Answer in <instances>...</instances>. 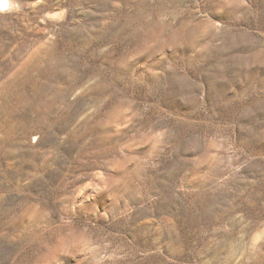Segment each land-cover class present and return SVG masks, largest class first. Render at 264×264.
I'll list each match as a JSON object with an SVG mask.
<instances>
[{"label": "rangeland", "instance_id": "rangeland-1", "mask_svg": "<svg viewBox=\"0 0 264 264\" xmlns=\"http://www.w3.org/2000/svg\"><path fill=\"white\" fill-rule=\"evenodd\" d=\"M10 2L0 264H264V0Z\"/></svg>", "mask_w": 264, "mask_h": 264}, {"label": "bare ground", "instance_id": "bare-ground-1", "mask_svg": "<svg viewBox=\"0 0 264 264\" xmlns=\"http://www.w3.org/2000/svg\"><path fill=\"white\" fill-rule=\"evenodd\" d=\"M11 0H1L0 3H1V6L2 8H8L10 5H11ZM14 4V3H13Z\"/></svg>", "mask_w": 264, "mask_h": 264}]
</instances>
